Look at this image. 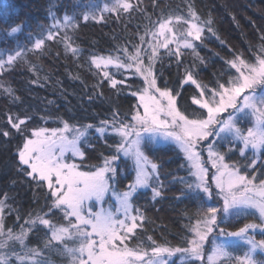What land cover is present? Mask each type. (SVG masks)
Instances as JSON below:
<instances>
[{"label": "snow or ice", "instance_id": "snow-or-ice-1", "mask_svg": "<svg viewBox=\"0 0 264 264\" xmlns=\"http://www.w3.org/2000/svg\"><path fill=\"white\" fill-rule=\"evenodd\" d=\"M45 7L51 23L32 28L27 11L0 0V36L8 45L0 49V93L17 105L0 123V141L14 143L16 175L46 193L44 207L33 213L13 208L0 191V264H53L52 254L66 256L67 264H175L178 254L187 264H264L254 258L264 253V239H255L264 235V28L253 34L258 46L237 51L191 3L161 10L155 19L143 0H106L78 13L76 5L63 16L56 0ZM159 7L153 0L152 8ZM133 14L147 24L136 26L132 40L106 54H87L96 83L81 99L103 107L104 89L116 97L101 112L65 113V119L57 109L40 116L7 83L5 70L45 57L53 45L80 59L83 50L73 38L78 20H131ZM216 41L231 59L213 72L200 51ZM173 63L176 79H166ZM93 135L106 154L95 155ZM158 145L171 146L177 169L185 172L169 181L182 185L175 198L195 209L185 214L175 245L148 235L145 213L133 207L143 188L154 200L164 197L161 174L170 151ZM91 159L99 163L82 167Z\"/></svg>", "mask_w": 264, "mask_h": 264}, {"label": "trees", "instance_id": "trees-1", "mask_svg": "<svg viewBox=\"0 0 264 264\" xmlns=\"http://www.w3.org/2000/svg\"><path fill=\"white\" fill-rule=\"evenodd\" d=\"M6 2L15 6L18 11H27L29 15L25 19L29 20L32 28H35L38 22L42 24L51 23L50 18L45 19L47 0H6ZM56 2L60 7L57 15L63 16L65 12L72 15V9L76 5L80 6L76 9L78 13L82 9L86 10L89 5L102 7L106 0H56ZM152 2L153 0H143V5L148 9L153 19L161 10L169 9L172 12H177L178 9H183L185 4L191 3L201 14L202 19L210 17L214 21L216 34L226 41L229 47L237 51H243L248 44L253 46L260 44V41L254 38L253 34L264 28V0H157L160 4L159 9H153ZM26 4H30V9H21L20 6ZM104 15L108 17L107 12ZM250 21L254 22V26L250 25ZM77 22L79 28L73 38L75 40L74 46H78L83 50L80 59H73L70 54L65 55L62 46L53 45L45 57L30 58L28 63H21L13 70H5L4 72L7 83L17 90L16 95H19L24 101V107L27 108L28 105H32L33 110L40 116H43L46 111L58 109L60 115L67 119L65 113L72 116H87L89 113L95 115L101 112L103 108H107L110 100L116 99L107 89H104L106 99L103 101V107L89 105L81 99L88 88L96 83L94 73L88 70L87 54L91 52L106 54L112 51L113 46H122L125 39L132 40L137 31V25L142 30L147 24L146 19L136 14H133L131 20L127 18L123 20L106 19L102 22L89 20L85 23L81 19ZM7 46L4 38L0 36V49ZM200 56L204 58L207 66L213 72L222 70L223 59H231L228 52L219 46L218 41L207 43L200 51ZM192 59V56H188L185 63L187 64ZM213 61H216L214 68ZM32 64L37 66L35 72L30 70ZM196 66L199 67L200 65L197 64ZM164 76L166 79H176L177 70L174 63L171 76H169L168 70H164ZM33 80H36V83H32ZM0 83H4V81L0 80ZM47 101H53L54 103L48 104ZM101 103L100 100L96 101L97 105ZM125 108H127V105H125ZM16 110L17 105L13 104L11 97L0 93V123L3 122L5 114ZM88 122V120L83 121V123ZM50 123L53 127L57 126L56 122ZM90 140L95 144L96 156L101 153L106 154L107 149L102 141H97L94 135L90 137ZM156 147L169 151L171 149V146L168 145ZM14 152V143L10 145L0 141V191L8 194L13 208L20 209L22 212L37 213L45 205L44 197L46 193L39 191L34 186H26L23 177L16 175L13 163ZM74 160L79 163V159ZM165 160L166 163L161 174V180L166 189L164 197L154 200L151 189L146 188L140 191L138 198L134 199L133 207L145 213V227L148 235L154 238L163 236L175 245L177 241L173 237L181 233V228L185 223V214L190 215L195 209L175 198L179 196L176 189L182 187V185H170L169 181L173 180L174 177H184L185 172L182 169H177L174 162L176 157L171 151L170 155L165 157ZM97 163H99L98 160L91 159L82 167ZM169 188L171 190H167ZM186 210H188L187 213ZM247 222L259 223L256 219H250ZM8 223L11 225L12 218H9ZM233 223L242 226L240 221H234ZM32 239L33 236L30 234L29 240ZM257 239L260 240L259 236ZM29 246L36 247L37 245L32 243ZM50 258L53 264H67L66 256L52 254ZM261 259H264V257L257 256V260ZM175 264L179 263L175 262ZM183 264H187V262Z\"/></svg>", "mask_w": 264, "mask_h": 264}, {"label": "rangeland", "instance_id": "rangeland-1", "mask_svg": "<svg viewBox=\"0 0 264 264\" xmlns=\"http://www.w3.org/2000/svg\"><path fill=\"white\" fill-rule=\"evenodd\" d=\"M158 146H164V145H158ZM68 155L71 156L72 154L69 153ZM74 159H80V158H79V157H74ZM144 189H146V188H143V189H141L140 191H142V190H144ZM113 200H114V198H113ZM104 207H105V208H108V207H109V204L106 203V204L104 205ZM96 210H99V207H98ZM253 223H254V222H253ZM257 235L259 236L260 240H261V239H264V235H261L259 232H257V233L255 234V239H256V240H259V239H257V238H258ZM259 255L264 257V253H261V252L257 251V253L255 254V257H254V258L257 259V256H259ZM173 259L175 260L176 263H179V264H183L184 262H187L183 257L179 256V254H178L176 257H174Z\"/></svg>", "mask_w": 264, "mask_h": 264}]
</instances>
